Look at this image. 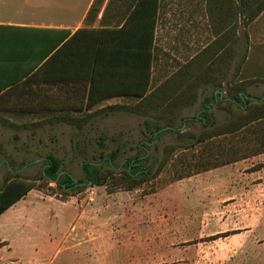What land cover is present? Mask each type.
Returning <instances> with one entry per match:
<instances>
[{
	"label": "crops",
	"instance_id": "1",
	"mask_svg": "<svg viewBox=\"0 0 264 264\" xmlns=\"http://www.w3.org/2000/svg\"><path fill=\"white\" fill-rule=\"evenodd\" d=\"M263 3L264 0H0V47L11 56L0 63V123L9 129H77L71 124L62 126L57 118H76L105 107L130 105L135 98L117 96L90 109L86 107L88 96L84 90L89 84L86 86L85 77L91 66L85 62L86 53L98 47L111 53L106 58L118 74L108 80L129 82L134 78L122 72V65L128 67L139 51L152 49L154 80L158 52L173 46L181 51L184 47L197 49L201 27L212 35L213 42L217 40L216 33L231 35L232 19H239V26L244 23V28L255 26L263 34ZM62 31H70L71 36L82 32L42 71V64L32 69L36 60L59 40ZM138 60L145 64L149 59ZM29 70L31 73L26 74ZM41 115H47V120ZM251 158L255 162L252 171L242 173L239 179L233 169L215 173L225 182H237L234 186L241 201L239 207L235 203L209 202V221L240 225L219 231L230 233L224 243L231 237L243 238L229 250L217 246L209 250V260L213 258L214 264H264V153L243 162ZM215 185L216 180L209 186L215 190ZM116 196L95 191L94 201L90 202L89 196L58 199L39 190L30 191L0 215V264H53L57 255L68 257L70 264H94L114 254L129 255L130 242H134L130 229L134 225L129 221L128 205L121 203V207L115 202ZM123 210L118 223H123L119 225L125 235H117L112 220ZM120 241L128 243L127 249L121 248Z\"/></svg>",
	"mask_w": 264,
	"mask_h": 264
},
{
	"label": "rangeland",
	"instance_id": "2",
	"mask_svg": "<svg viewBox=\"0 0 264 264\" xmlns=\"http://www.w3.org/2000/svg\"><path fill=\"white\" fill-rule=\"evenodd\" d=\"M232 21L231 35L216 33L217 40L214 42L207 29L201 27L199 44L193 51L189 47L181 51L174 46L167 51L160 50L156 55L158 58L151 85L156 97L150 99L151 104L142 105L138 109L140 112L100 114L94 116L92 122L82 124L81 129H9L0 123V189L7 179L18 174L23 178L38 179L35 184L37 190L55 195L58 199H67L61 195L56 184H51L54 190H49L39 180L50 154L62 161L63 173L80 182L83 180L82 162L98 164L103 172H107L111 170L108 163L110 155L120 149L112 170L115 174L122 173L128 170L126 163L130 159L144 156L137 148L142 140L145 141L141 134L142 125L156 115L176 118L174 129L184 133L190 139L186 138L189 143L194 141L192 136H199L206 130L213 132L219 129L217 127L226 128L234 121L244 120L248 116L239 108L243 107L245 112L251 113L258 103L264 102V27L261 34L255 26L244 28V23L239 26V19ZM218 84H221L220 88ZM189 87H192L191 90H188ZM238 89L244 90L240 95H246V99L230 104L229 100L238 93ZM163 90L172 93L173 97L162 98ZM246 100L249 103L244 105ZM141 104L144 103L137 100L130 106ZM41 116L48 118L47 115ZM66 125L69 124L62 123V126ZM162 125L165 123L162 122ZM257 131H260L259 135H264L263 125H254L236 134L220 135L208 144L188 151L177 150L171 156H165V149L180 143V138L177 134H164L148 149L150 159L142 162L143 169L150 168L155 172L163 160H169V165L159 176L132 191H127L125 184L114 186L116 189L112 194L106 187H93L96 193L117 195L115 202L121 207V203L128 205L129 221L134 225L130 229L134 242H130L129 255L118 257L114 254L94 264H214V259L209 260L208 257L209 250H214V246L220 250L237 246L242 236L231 237L224 243V238L230 233L219 234V231L236 229L240 225L209 221L208 203L216 200L218 203H235L239 207L241 195L234 186L237 182L230 179L225 182L223 176H216L215 173L219 171L218 174H223V169H233L239 179L242 173L252 171L251 165L255 162L251 158L212 171L206 172L205 169L213 163H224L261 148V140L254 138V135L259 137ZM189 175L191 177L177 181L179 177ZM214 180L215 190L209 186ZM108 187L111 188L110 185ZM89 192L90 188L78 197L87 198ZM123 212L116 213L120 218L113 216V229L117 235H125L119 225L122 222L118 223ZM215 239L218 240L216 244L213 242ZM119 243L121 248L127 249V242ZM69 260L65 255H57L53 264H70Z\"/></svg>",
	"mask_w": 264,
	"mask_h": 264
},
{
	"label": "trees",
	"instance_id": "3",
	"mask_svg": "<svg viewBox=\"0 0 264 264\" xmlns=\"http://www.w3.org/2000/svg\"><path fill=\"white\" fill-rule=\"evenodd\" d=\"M11 29L15 30L13 28ZM81 32L82 31L76 32L71 36L70 31H62V36L59 38V40H56V42L53 43L51 49L46 51L36 60L37 62L32 67V69L42 64V66H44L40 70L42 71L52 60L61 55L62 52H64L69 47V45H71L77 39L78 35ZM151 50L152 49H149L145 52L139 51L138 56H136L134 62L131 65H129L128 67L125 64L122 65L125 68V70L122 72H126L129 75H132V77L134 78V80H131L129 82L108 80V77H112L113 75L116 76L118 74V71L114 70L113 66H109L111 64V60L106 57H111V53L105 52L101 47L89 51L84 56L85 62L88 61L91 64L88 75L85 77L86 86L87 84H89V88L85 87L84 90V92L88 96V102L86 104V107L88 109L92 108L95 104L101 102L102 100L117 96L132 97L135 98L136 101L139 100V102H142L144 104L135 106L116 105L105 107L91 114H87L83 118H73L67 115H61L57 118V121L65 124H71L77 126V129H81L83 126L82 124L92 122L94 116L100 114L108 115L109 113H115L118 111L136 113L140 112V110L138 109L142 108V105L144 106L146 104H151L152 102H150V99L152 100L154 97H156V94H154V92L152 93L151 91V85L153 82L151 75L154 66V55ZM8 57H11L9 56V53L5 51L4 48L0 47V63L3 59H6ZM146 57H148L149 59L148 62H146L145 64H143V62H139L138 59H140V61H143L142 59ZM18 58L22 57L18 56ZM27 58H29V56ZM30 73L31 71L29 70L26 74ZM37 75L38 73L36 74V76ZM217 86L218 88H220L221 84H218ZM190 88L192 87H189L188 90H191ZM237 91L238 93L229 100L230 104H238L244 102V99H246V95H240L241 93H244V90L238 89ZM161 94L163 95L162 98L166 97L167 99H170L171 97H173L172 93H168L167 90L161 91ZM181 96L185 97L183 95ZM216 97H214V99ZM248 103L249 100H246L244 105ZM258 104L259 105L255 106L251 113L245 112L243 110V107L239 108L241 113H246V115L248 116L244 120L234 121L226 128L224 126H220L217 127L219 129L216 131L212 132L210 130H206L199 136H192V139L194 140L193 143H189V141L187 140L189 138L185 137L184 133H181L179 129H174V124L177 121L176 118L170 119L163 118L158 115L153 116L144 121L141 129V134L145 138V141H147L148 143L142 140L137 148L139 151L144 153V156L142 158L135 157L133 159H130L126 163V165L128 166V170L118 174H115L113 172L112 164L117 159L118 154L121 151L120 149H117L112 152V154L110 155V159H108L111 170L107 172H103L102 169L98 167V164H94L89 161L82 162L81 168L83 171V180L80 182L78 181L79 185L76 186L77 183L75 182V180L68 173H63L62 161L57 156L50 154L47 156V161L42 169L39 180H42L46 184V186L49 187V190H54L52 187H50V185L56 184L58 189L61 191V195L67 198L76 197L85 190L93 187H106L109 194L114 193L116 189V187L114 186L120 184H125L127 186V191L138 189L146 182L154 179L156 176H159L169 165V160H163L155 172L150 168L143 169L142 167V162L148 161V159H150L148 149H150L151 144L159 137L167 133L177 134L179 136L180 143H178L177 145L168 146L165 149V156H171L172 154H176L177 150L188 151L195 146L208 144V142L212 141L220 135L236 134L238 132L240 133L248 127L252 128L254 125L257 126V124L258 126L263 125L264 127V102ZM170 105L172 104L170 103ZM205 110L209 111V108L205 107ZM162 122H164L165 125H162ZM259 134H261L260 131H257V135ZM263 136L264 135H259L258 137L254 135V138H258L259 140H261V148H256L248 155H239V157H236L235 159H232L230 161H225L224 163H213V166L205 169V171L207 172L213 169H217L222 166L233 164L240 160L248 159L250 157L264 153V142H262L264 140V138H262ZM116 176H118L119 178H116ZM189 177L191 176H182L179 177L177 181ZM37 180L38 179L35 178H23L18 174H15L12 178L7 179L4 186L0 189V215L15 203H17L19 200L23 199L30 191L37 190L35 185ZM89 184H91V186ZM108 185L111 186L110 189Z\"/></svg>",
	"mask_w": 264,
	"mask_h": 264
},
{
	"label": "built area",
	"instance_id": "4",
	"mask_svg": "<svg viewBox=\"0 0 264 264\" xmlns=\"http://www.w3.org/2000/svg\"><path fill=\"white\" fill-rule=\"evenodd\" d=\"M94 197H95V190L93 188H90L89 201L93 202L94 201Z\"/></svg>",
	"mask_w": 264,
	"mask_h": 264
},
{
	"label": "water",
	"instance_id": "5",
	"mask_svg": "<svg viewBox=\"0 0 264 264\" xmlns=\"http://www.w3.org/2000/svg\"><path fill=\"white\" fill-rule=\"evenodd\" d=\"M75 182H78V181H77V180H75ZM89 185L91 186V184H89ZM90 186H89V187H90Z\"/></svg>",
	"mask_w": 264,
	"mask_h": 264
},
{
	"label": "flooded vegetation",
	"instance_id": "6",
	"mask_svg": "<svg viewBox=\"0 0 264 264\" xmlns=\"http://www.w3.org/2000/svg\"><path fill=\"white\" fill-rule=\"evenodd\" d=\"M77 184H76V186H78L79 184H78V182H76Z\"/></svg>",
	"mask_w": 264,
	"mask_h": 264
}]
</instances>
